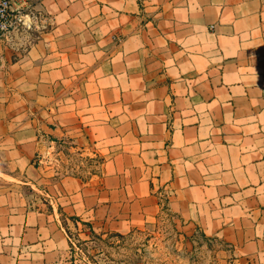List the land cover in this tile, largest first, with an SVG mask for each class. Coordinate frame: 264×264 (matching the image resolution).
Wrapping results in <instances>:
<instances>
[{
  "label": "crops",
  "instance_id": "1",
  "mask_svg": "<svg viewBox=\"0 0 264 264\" xmlns=\"http://www.w3.org/2000/svg\"><path fill=\"white\" fill-rule=\"evenodd\" d=\"M13 7L22 23L0 41V264H74L61 213L121 232L163 202L238 264H264V0ZM54 140L98 156L95 173L45 163Z\"/></svg>",
  "mask_w": 264,
  "mask_h": 264
},
{
  "label": "rangeland",
  "instance_id": "2",
  "mask_svg": "<svg viewBox=\"0 0 264 264\" xmlns=\"http://www.w3.org/2000/svg\"><path fill=\"white\" fill-rule=\"evenodd\" d=\"M73 147L61 140L46 144L45 163L59 162L63 170L83 178L95 173L100 158ZM78 218L60 214L74 264H238L232 246L205 235L197 224L170 211L165 202L153 218L121 232Z\"/></svg>",
  "mask_w": 264,
  "mask_h": 264
},
{
  "label": "built area",
  "instance_id": "3",
  "mask_svg": "<svg viewBox=\"0 0 264 264\" xmlns=\"http://www.w3.org/2000/svg\"><path fill=\"white\" fill-rule=\"evenodd\" d=\"M15 2L16 0H0V41L8 40L11 32L22 23L21 11L13 7Z\"/></svg>",
  "mask_w": 264,
  "mask_h": 264
},
{
  "label": "trees",
  "instance_id": "4",
  "mask_svg": "<svg viewBox=\"0 0 264 264\" xmlns=\"http://www.w3.org/2000/svg\"><path fill=\"white\" fill-rule=\"evenodd\" d=\"M69 218H70V219H73V220H78V219H79L78 216H72V215L69 216Z\"/></svg>",
  "mask_w": 264,
  "mask_h": 264
}]
</instances>
